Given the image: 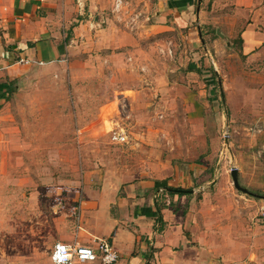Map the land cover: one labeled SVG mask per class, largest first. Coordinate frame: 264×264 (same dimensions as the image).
I'll return each mask as SVG.
<instances>
[{"label":"rangeland","instance_id":"1","mask_svg":"<svg viewBox=\"0 0 264 264\" xmlns=\"http://www.w3.org/2000/svg\"><path fill=\"white\" fill-rule=\"evenodd\" d=\"M197 2L189 21L143 36L148 55L128 64L91 46L82 56L76 43L27 64L0 104V264H51L55 243L74 236L86 186L177 169L194 178L182 188L194 190L200 232L206 219L214 227L201 247L209 264H264V198L231 176L237 167L264 195V0H203L199 15Z\"/></svg>","mask_w":264,"mask_h":264},{"label":"crops","instance_id":"2","mask_svg":"<svg viewBox=\"0 0 264 264\" xmlns=\"http://www.w3.org/2000/svg\"><path fill=\"white\" fill-rule=\"evenodd\" d=\"M122 1L126 10L119 14L114 11L116 0H0V104L27 72L21 58L55 62L75 53L76 43L82 56L91 46L111 64H128L138 53L148 55L140 43L143 36L189 21L195 4V0ZM119 19L125 25L136 20L143 27L132 33L118 25ZM193 181L177 169L174 178H105L99 187L88 185L80 199L74 236L58 242L105 238L119 251L117 264H209L201 247L213 239L214 227L206 219L204 233L200 232L202 220L195 213L193 193L171 195L164 188L189 187ZM158 204L164 206L162 225L156 216ZM5 261L0 256V263ZM51 261L55 264L52 257Z\"/></svg>","mask_w":264,"mask_h":264},{"label":"built area","instance_id":"3","mask_svg":"<svg viewBox=\"0 0 264 264\" xmlns=\"http://www.w3.org/2000/svg\"><path fill=\"white\" fill-rule=\"evenodd\" d=\"M123 1L116 0L114 11L122 12ZM33 60L21 58L20 62L29 64ZM41 63H43L41 61ZM119 251L109 240L95 238L90 243H83L78 237L72 242H56L52 251L55 264H117Z\"/></svg>","mask_w":264,"mask_h":264},{"label":"water","instance_id":"4","mask_svg":"<svg viewBox=\"0 0 264 264\" xmlns=\"http://www.w3.org/2000/svg\"><path fill=\"white\" fill-rule=\"evenodd\" d=\"M202 1L203 0H198V2H197V15H199V12L201 10ZM198 27H199L200 37L202 38V42H204L203 36H202V31H201V26L199 25ZM217 32H218V34H220L219 30ZM219 86H220V90H221V96H222L223 103L226 104V96H225V92H224V89H223V83H222V80H221L220 77H219ZM225 142L229 143V136H226ZM231 176H232V179H233V184H234V186H235V188L237 190H239V191H241L243 193L255 196V197L264 198V195L257 194L255 192L251 191L249 188L243 186V184L241 183V180H240V171H239V169L237 167H233L232 168ZM186 191L187 192H191V193L194 192L193 189H190V190L187 189Z\"/></svg>","mask_w":264,"mask_h":264},{"label":"trees","instance_id":"5","mask_svg":"<svg viewBox=\"0 0 264 264\" xmlns=\"http://www.w3.org/2000/svg\"><path fill=\"white\" fill-rule=\"evenodd\" d=\"M72 34H69V36L67 37L66 41H69L70 37ZM211 71L213 72V75L218 76V72L216 71L214 66H211ZM11 92H13V89H10ZM165 193L167 194H171V195H175V194H179V195H186V194H190V192H187L185 188H176V187H172L169 185H165ZM164 208L163 205L158 204L157 206V212H156V216H157V221H159V223L162 225L163 224V218H162V209Z\"/></svg>","mask_w":264,"mask_h":264}]
</instances>
